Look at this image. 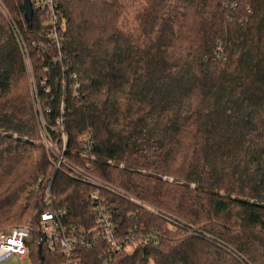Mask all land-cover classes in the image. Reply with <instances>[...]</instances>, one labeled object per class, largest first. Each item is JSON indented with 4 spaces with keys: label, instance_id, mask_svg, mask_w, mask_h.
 <instances>
[{
    "label": "trees",
    "instance_id": "obj_1",
    "mask_svg": "<svg viewBox=\"0 0 264 264\" xmlns=\"http://www.w3.org/2000/svg\"><path fill=\"white\" fill-rule=\"evenodd\" d=\"M225 1L130 0L132 12L129 0H55L67 21L60 59L54 47L38 50L49 41L44 13L35 7L27 26L24 0H0L23 37L49 125L64 101L68 158L85 165L79 141L91 131L93 174L153 209L104 192L120 233L136 212L161 235L115 253L113 264H264V0H243L231 22ZM15 28L0 8V232L50 205L87 224L93 188L49 158ZM219 46L226 61L215 57ZM74 74L81 98L75 79L63 89V75ZM98 246L78 248L80 264H102L107 244ZM31 252L32 264L61 262L38 242Z\"/></svg>",
    "mask_w": 264,
    "mask_h": 264
},
{
    "label": "built area",
    "instance_id": "obj_2",
    "mask_svg": "<svg viewBox=\"0 0 264 264\" xmlns=\"http://www.w3.org/2000/svg\"><path fill=\"white\" fill-rule=\"evenodd\" d=\"M243 0H226L225 10L229 22L233 21L239 15L240 4ZM32 5L44 13L46 22L44 24L45 36L49 41L41 43L38 50L48 47H54L57 50L61 49V42L59 40V32L65 29L64 23H60L59 7L55 0H32ZM0 8L4 13L6 19L15 28L14 22L10 18L5 8ZM251 12V9L249 10ZM244 22V19H241ZM15 36L18 38L21 50L24 52L26 58L27 71L29 79L32 83V94L34 99V107L38 114V120L41 126V134L43 137V144L49 152V157L56 166L57 171H60L74 181H78L84 185L92 187L90 195L91 218L87 224L75 225L67 221L71 216L67 208L55 209L51 205L44 212L40 213L35 219L29 220L27 223L15 225L0 232V264H32L31 250L33 244L38 242L40 249L44 245L46 252L52 255H58L61 262L58 264H80L81 258L77 254L78 248L93 249L99 247L98 245L104 241L107 244V249H103L101 258L102 264H113V255L122 251H133L134 245L143 241L145 243H157L161 235L154 229L139 220L138 214H130V218L134 221L131 229L127 234L119 232V225L115 221L114 206L110 205L105 197L104 192H110L128 199L134 205L141 206L147 210L153 211L152 207L146 206L138 199L130 197L127 193L119 191L108 183L103 182L100 178L93 174L94 163L98 160L95 154V140L91 131H87L81 135L79 141V158L84 160L85 165L72 163L68 158V142L69 137L66 135L64 129V110L66 109L64 101L61 104V116L55 120V125H49L45 121V103L46 99H41L37 92L36 81L33 78V68L28 58V51H26L23 37L20 35L18 29L15 28ZM215 57L219 60L226 61L227 56L224 54L222 47L219 46ZM61 59V50H60ZM70 67L63 64V74L70 72ZM63 75V89L66 90L69 83L75 79L71 91L76 98H81L82 94L81 83L76 81V74L65 78ZM68 80L69 83H68ZM46 92L49 87L45 88ZM49 112L48 109H46ZM50 130L58 132V139L56 140L50 133ZM107 164L116 165L119 169L125 166L123 163L114 164L112 160H107ZM142 173H145L143 171ZM164 181L172 182L173 179L168 176H163ZM52 181H49L48 188L45 194L47 195L45 203L51 204L52 195L50 194ZM59 261V260H58Z\"/></svg>",
    "mask_w": 264,
    "mask_h": 264
},
{
    "label": "water",
    "instance_id": "obj_3",
    "mask_svg": "<svg viewBox=\"0 0 264 264\" xmlns=\"http://www.w3.org/2000/svg\"><path fill=\"white\" fill-rule=\"evenodd\" d=\"M25 7V13H24V21L26 22L27 26L31 25V18L34 15V7L32 5V0H24L23 3ZM41 250H39L40 252ZM41 253V252H40Z\"/></svg>",
    "mask_w": 264,
    "mask_h": 264
},
{
    "label": "rangeland",
    "instance_id": "obj_4",
    "mask_svg": "<svg viewBox=\"0 0 264 264\" xmlns=\"http://www.w3.org/2000/svg\"><path fill=\"white\" fill-rule=\"evenodd\" d=\"M127 4L130 6L131 5V7H132V12H135V10L137 9V7H138V5H134V4H132V3H130V0H129V2H127ZM36 143H39V141H36ZM50 158V157H49ZM51 160V159H50ZM163 176H168V175H163ZM162 176V177H163ZM168 177H170V176H168ZM170 178H172L173 179V177H170ZM174 180V179H173ZM169 182V181H168ZM182 183V182H181ZM194 186V184H192V186H191V188ZM221 194L222 195H224V191H221ZM20 224H22V222H14V223H12V225H8V226H6L5 228H4V230L6 229V228H9V227H12V226H15V225H20ZM25 264H28V262H26Z\"/></svg>",
    "mask_w": 264,
    "mask_h": 264
}]
</instances>
